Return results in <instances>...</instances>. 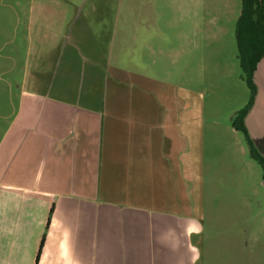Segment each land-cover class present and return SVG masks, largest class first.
<instances>
[{
	"label": "crops",
	"instance_id": "crops-1",
	"mask_svg": "<svg viewBox=\"0 0 264 264\" xmlns=\"http://www.w3.org/2000/svg\"><path fill=\"white\" fill-rule=\"evenodd\" d=\"M84 1L71 0L74 33L34 76L12 144H0V264H201L210 198L258 187L259 163L232 125L250 97L234 100L231 126L206 144L180 105L168 111L158 82L131 67L143 11L118 16L105 38L104 24L92 26L107 19L86 17ZM37 17L58 43L55 17ZM255 82L245 124L264 157V59Z\"/></svg>",
	"mask_w": 264,
	"mask_h": 264
},
{
	"label": "rangeland",
	"instance_id": "rangeland-1",
	"mask_svg": "<svg viewBox=\"0 0 264 264\" xmlns=\"http://www.w3.org/2000/svg\"><path fill=\"white\" fill-rule=\"evenodd\" d=\"M73 5L71 0H0V144H12V133L9 138L6 134L15 126L27 94L33 93L34 76L48 72L66 33H74L70 27L77 16ZM81 7L86 17L98 14L107 19L94 20L92 26L99 33L104 24L105 38L114 35L118 16L143 11L146 17L135 24L138 36L127 53L131 67L141 68L158 82L168 111L180 105L181 121L186 126L190 119L200 127L206 144L220 140L223 127L231 126L227 115L234 100L243 92L250 97L240 78L235 37L241 0H85ZM44 15L55 17L53 23L60 34L65 30L58 43L49 44L50 22L37 17ZM63 18L67 20L60 21ZM70 58L69 52L66 60ZM246 159L239 166L248 172ZM257 172L258 187L254 183L252 191L210 198L203 212L207 244L201 264H264V173L260 165Z\"/></svg>",
	"mask_w": 264,
	"mask_h": 264
},
{
	"label": "trees",
	"instance_id": "trees-1",
	"mask_svg": "<svg viewBox=\"0 0 264 264\" xmlns=\"http://www.w3.org/2000/svg\"><path fill=\"white\" fill-rule=\"evenodd\" d=\"M241 3L242 10L236 22L235 37L240 76L250 91V98L247 105L234 114L232 125L244 135L250 156L259 163L264 173V157L252 141L245 124L257 95L255 72L264 59V0H241Z\"/></svg>",
	"mask_w": 264,
	"mask_h": 264
}]
</instances>
